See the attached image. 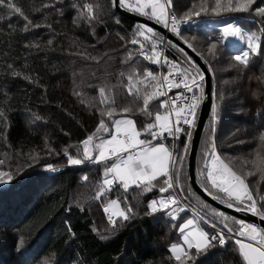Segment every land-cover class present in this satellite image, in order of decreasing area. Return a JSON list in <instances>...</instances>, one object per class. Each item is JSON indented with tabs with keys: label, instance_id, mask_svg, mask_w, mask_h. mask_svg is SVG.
Here are the masks:
<instances>
[{
	"label": "trees",
	"instance_id": "1",
	"mask_svg": "<svg viewBox=\"0 0 264 264\" xmlns=\"http://www.w3.org/2000/svg\"><path fill=\"white\" fill-rule=\"evenodd\" d=\"M6 2L20 7L23 15L0 5V108L7 116L6 125L0 119V173L12 177L0 180V264H180L172 256L170 246L181 242L179 227L192 216L198 217V227L209 236L223 231L231 239L225 246L214 241V247L199 254L191 249L189 254L194 258L186 264H244L236 235L228 233L222 217L212 210L229 217L225 223L233 229L239 225L231 218L244 220L220 211L190 184L191 138L187 143L185 137L175 141L176 166L172 174L175 177L179 171L176 196L187 205L183 212L177 209L176 219L167 211L153 214L148 207L152 199L174 195L171 189L159 191L165 177L152 181L151 191L135 185L125 191L121 184L114 183L111 191L96 199L111 161L97 162L96 153L92 160L83 159L81 142L95 132L101 119L111 126L107 116L101 115L108 105L101 102L100 87L107 85L110 90L106 94L115 100L117 112L112 119L134 120L142 133L140 139L151 140L143 127L154 122V116L137 111L143 106L142 99L128 94V75L134 73L136 79L143 80L144 73L151 71L160 77L159 63L145 58L153 55V45L158 52L163 48V57L182 69L190 67V57L156 30L151 39L140 36L137 29L143 24L116 12L111 0ZM127 2L134 4L136 0ZM199 2L173 0L169 10L178 18L180 35L176 37L191 43V49L200 53L211 77V106L196 151V181L208 195H218L221 199L215 200L226 205L222 202L225 194L213 189L207 180L205 162L210 160V154L205 153L211 139L220 158L235 171L255 172L246 177V182L260 202L264 180L254 165L245 162L256 160L258 153L264 156L260 141L264 134V83L257 79L264 77V16L255 11L222 17L202 14L190 20L195 24L184 22L185 13ZM85 3L95 6L96 19L89 21L86 14H81ZM259 7H264V0H255L252 8ZM24 16L32 25L42 26H29L25 31L28 21ZM203 19H208L212 27L202 26ZM226 22L260 37L262 54L252 57L247 68L233 59L245 50L246 44L221 39L219 27ZM145 35L151 36L146 29ZM133 40L138 42L132 43ZM211 44L217 45L215 55L208 52ZM165 65L163 60L162 66ZM14 72L20 75H13ZM149 84L155 82L137 85L141 96L155 90ZM201 87L204 90L203 81ZM163 98L150 104L153 113L165 111L159 108ZM125 106L132 107V112L122 113L120 109ZM213 107H217L215 121ZM107 138L110 134L102 132L95 142ZM167 144L171 148V142ZM69 155L83 163L69 164ZM113 199L120 202V210L131 208L129 219L118 218L115 227L106 220L104 212V206Z\"/></svg>",
	"mask_w": 264,
	"mask_h": 264
},
{
	"label": "snow or ice",
	"instance_id": "2",
	"mask_svg": "<svg viewBox=\"0 0 264 264\" xmlns=\"http://www.w3.org/2000/svg\"><path fill=\"white\" fill-rule=\"evenodd\" d=\"M113 7H125L132 11L137 12L140 15L155 19L157 23H163L165 27L171 24V31L179 36L178 29V18L175 15H171L169 10L172 7L173 0H136L134 4H129L127 0H111ZM255 0H200L198 5H194L192 9H189L182 17L184 22L190 21L193 17H199L203 15H214L216 17H222L229 13H250L255 11L258 15L264 16V7L256 9L252 8ZM0 5L6 6L8 9L13 10L15 13L23 15L21 8L13 3L6 2V0H0ZM49 7V5H45ZM150 10V11H149ZM82 15H87L89 21L96 19L95 6L91 3H85L83 5ZM24 19L28 21L25 26V31L31 27H41L42 25H32L31 20L27 16ZM119 23V21H117ZM51 27V25H44ZM146 32L151 36L145 35ZM140 36H145V39H151L155 35L154 30L146 28L141 25L137 29ZM221 39H236L246 44L247 50L241 54H237L233 59L238 65L247 68L251 62V58L254 56L261 55V44L260 37L255 32H248L242 26L226 22L221 29ZM138 41L133 40L132 43ZM185 43H188L185 41ZM51 44V41H49ZM188 47L192 48V44L188 43ZM217 45L211 44L208 48L209 54L215 55ZM195 51V49H193ZM153 55L146 56L145 58L150 60L152 63L161 62V53L156 50V46L153 45ZM183 52V49H180ZM200 55V53H197ZM186 55V53H185ZM93 59H95L93 57ZM164 63L169 64L171 71L165 74L162 79L161 77L154 75L151 71L144 73L143 80L135 78V74L128 75V94L133 96L134 99H142L143 106L138 108L141 114L148 117L154 116V122L148 123L143 127V132L151 136V140L140 139L141 131L136 128L135 121L132 119H115L113 120L114 114L117 112L115 107V100L109 97L106 93L110 90L108 86H102L99 88V94L101 102L106 103L108 106L106 110L101 111L102 116H107L111 121V126L101 119L98 123L95 132L88 135L81 143L83 145V159L92 160L93 153H96L95 159L97 162L107 161L115 158V162L111 166L107 167L104 172L105 179L97 192L96 199H99L104 195L105 191H111L112 186L115 183L122 185L125 191L130 186L135 185L136 187L143 186L145 191H151L154 185L152 181L157 180L163 176V186L159 188L161 193L168 192L169 189H173L179 186V171H176L175 177L172 174L171 169L176 166V158L164 144H153V140H159L164 137L165 134L175 137L177 133L184 129L180 127L181 123L194 127L196 122V110L203 100V88L201 82L204 79L203 74L200 72L198 66L192 62L189 58V68L181 69L177 63L169 62L167 57H163ZM178 74L181 79H176ZM13 75H20V73L14 72ZM123 76L124 74L121 73ZM262 83H264V77H258ZM154 81L155 84H149V87H153L155 90L152 92L145 91L141 96V90L137 88V85L144 83L145 81ZM167 88L171 91L173 88L179 89L183 87L188 92H192L194 88H199L200 95L193 94L192 97H183V93L177 94L176 98L168 101H161L159 108L165 111L159 110L153 113L150 110V104L158 99L160 96H166L167 91L161 89ZM256 95V94H254ZM184 99H190L191 103L179 104L178 101ZM223 97H221L222 99ZM257 98H259L257 96ZM122 113H131L132 107L125 106L120 109ZM213 121L217 117V107L212 109ZM175 117V119H173ZM0 119H3L5 125L7 124V116L3 108H0ZM110 134V138L100 139L99 143L95 141L99 139L100 133ZM212 132H215L213 125ZM192 133L188 132V137L191 138ZM261 148L264 149V134L260 136ZM187 146H185V151ZM127 153V155H125ZM67 155V151H65ZM210 154V160L205 162V167L208 168L207 180L210 182L211 187L216 189L218 192L225 194L226 199L222 202L226 203L227 207L232 208L236 206L237 211H250L254 215H259L264 220V196L260 197V202L257 201L253 196L252 190H250L246 177L254 175L255 172L238 173L228 163H225L216 152V145L214 140L209 141L208 150L205 153ZM180 161H183V156L179 157ZM68 162L73 165H79L83 163L82 159L68 156ZM255 166L256 170L261 173V180H264V156L257 154V159L254 161H246ZM3 164V161H0ZM211 164V167H209ZM11 180V175L8 173H0V180L4 177ZM111 177V178H109ZM87 179V177H85ZM213 199H221L218 195H213ZM180 204L177 196L169 194L167 198H161L159 201L152 200L148 207L151 213L157 211H167V214L173 219L177 217L174 213L177 209L183 212V207H178ZM120 202L118 200H111L105 207V212H110L111 209H119ZM170 210V211H169ZM214 215L222 217L221 223L224 224V228H227L228 233H234L236 236L245 238L248 242L242 239H236L235 243L239 246L238 251L242 256L244 264H264V229H258L252 224H247L241 220H234V223L239 225L237 229L229 227L226 220L230 219L225 216L224 213H217L212 210ZM131 212L129 207L126 211L119 210L109 215L110 224L115 227L118 218L124 220L129 219L128 213ZM197 215H199L197 213ZM115 217V218H114ZM204 219L203 216L200 217ZM215 228L216 224H212ZM179 231L182 234L184 244L187 245V249L180 244H172L170 251L176 261L180 264H186V261H191L194 257L189 254L190 250L195 248L196 253L199 254L201 251L214 247L213 242H217L220 246H225L227 241L231 239V236L225 235L223 231L216 233L215 235L209 236V233L204 231L202 228L197 226V221L194 219H188L184 224L179 227ZM102 239L105 237H101Z\"/></svg>",
	"mask_w": 264,
	"mask_h": 264
},
{
	"label": "water",
	"instance_id": "3",
	"mask_svg": "<svg viewBox=\"0 0 264 264\" xmlns=\"http://www.w3.org/2000/svg\"><path fill=\"white\" fill-rule=\"evenodd\" d=\"M119 3V0H117ZM115 11L119 14L132 19L138 23L146 25L147 27L158 31L164 39L173 42L178 47L182 48L183 51L194 61V63L199 67L201 73L204 76L203 83H204V91H203V100L201 101L200 110L197 116L196 125L194 127L192 137H191V144L188 154V173H189V181L192 188L208 203L219 209L220 211H224L229 213L235 217H238L246 222H252L258 228L264 229V220L260 218L259 215H254L249 211H237L234 208H229L226 205L220 203L219 201L213 199L210 195H208L197 183L195 177V158H196V151L198 147V142L200 139V135L202 133L203 127L205 125L206 119L209 114L210 106H211V77L209 70L205 63L201 60L199 55L195 53L191 48H189L185 43L180 41L178 37L168 28L165 27L151 19H148L143 16H139L133 12H130L122 7H114ZM179 29V28H178Z\"/></svg>",
	"mask_w": 264,
	"mask_h": 264
},
{
	"label": "built area",
	"instance_id": "4",
	"mask_svg": "<svg viewBox=\"0 0 264 264\" xmlns=\"http://www.w3.org/2000/svg\"><path fill=\"white\" fill-rule=\"evenodd\" d=\"M187 23H188V22H187ZM189 23H191V24H195L196 21H189ZM177 26H178V28H179V24H178ZM202 26L212 27V25L209 24V20H208V19H203V20H202ZM223 26H224V25H223ZM223 26H220L219 28L222 29ZM168 28H169V29L171 28V24H170V23H169ZM229 40H230V39H229ZM231 41H232V40H231ZM235 41H237V40L235 39ZM245 50H247V47L245 48ZM245 50H244V51H245ZM160 53H161V62L159 63V71H160V77H161V79H162V77H163L165 74H168V73L171 71V69H170V67H169V64H166L164 67L162 66V61H163V48L161 49ZM180 68H181V67H180ZM181 69H182V68H181ZM176 79L179 80V79H181V77H180L178 74H176ZM162 91H167V95H166V96H163V97H164V98H163V101H168L169 104L171 103V100L175 99L176 96H177V94H179V93H183V97H186V98H190V97H192L193 94H195V95H197V96L200 95V90H199V88H194L192 92H188V91H186L185 89H183V87H181V88H179V89L173 88L171 91H168L167 88L165 87L164 89H162ZM177 103H178V105H179V104H187V103H191V100H190V99H184V98H181V100H179ZM200 105H201V103H200ZM200 105H199V107H200ZM199 107H198L197 110H196V118H197V115H198ZM173 119H175V117H173ZM195 123H196V122H195ZM180 127L183 128L184 130L181 131V132H179V133H177L175 137H173V136H169V135L165 134L163 138H161V139H159V140H153L152 143H153V144H155V143H157V142H164V143H166V142H169V141H170L171 144H172V145H171V152H173V155H174L175 141H176L179 137H185V138H186V143H187L188 140L190 139V138L188 137V132L193 133V130H194V127H195V126H194V127H189L188 125H185V124L181 123ZM191 137H192V135H191ZM186 145H187V144H186ZM125 155H127V153H125ZM113 159H114V158H113ZM69 164H70V163H69ZM171 171H172V169H171ZM110 178H111V177H110ZM114 183H115V182H114ZM171 190L174 192V195L176 196V195H177V194H176V187L173 188V189H171ZM167 197H168V196H163V197H159V198L152 199V200H157V201H159L161 198H167ZM177 198L179 199V197H177ZM152 200H151V201H152ZM151 201H150V202H151ZM179 201H180V204H179L178 207H183L184 209H186V208H187V205H186L184 202H182L180 199H179ZM150 202H149V203H150ZM106 206H107V204L104 206V209H105ZM169 211H170V210H169ZM104 212H105V210H104ZM111 214H112L111 211L108 212V213L105 212V216H106V219H107L108 222H109V215H111ZM217 232H221V231H217ZM236 238H237V239L245 240V241L247 242V240H246L245 238H243V237L236 236Z\"/></svg>",
	"mask_w": 264,
	"mask_h": 264
},
{
	"label": "crops",
	"instance_id": "5",
	"mask_svg": "<svg viewBox=\"0 0 264 264\" xmlns=\"http://www.w3.org/2000/svg\"><path fill=\"white\" fill-rule=\"evenodd\" d=\"M125 118H127V117H119V118H117V119H125ZM164 144L169 150H170V148H169V146H168V144H167V142L166 143H164V142H157V143H155V144ZM171 151V150H170ZM96 160V159H95ZM110 161H111V164L113 163V162H115V158L113 159H109ZM111 166V165H110ZM209 167H211V164H209ZM110 178V177H109ZM111 201V200H110ZM109 201V202H110ZM108 202V203H109ZM108 203H107V205H108ZM120 209H116V208H113V209H111L110 211L112 212H116V211H119ZM188 219H194V220H196L197 221V218L195 217V216H192V217H190V218H187L183 223H181V225L182 224H184ZM180 225V226H181ZM198 226V225H197ZM246 242V241H245ZM248 242V241H247ZM178 244H180V245H183L184 247H185V249H187V245H185L184 244V241H183V238L181 237V242L180 243H178ZM171 252V251H170ZM171 254H172V256H173V253L171 252Z\"/></svg>",
	"mask_w": 264,
	"mask_h": 264
},
{
	"label": "rangeland",
	"instance_id": "6",
	"mask_svg": "<svg viewBox=\"0 0 264 264\" xmlns=\"http://www.w3.org/2000/svg\"><path fill=\"white\" fill-rule=\"evenodd\" d=\"M248 32H253V31H248ZM230 40H232L233 42L235 41V39H230ZM236 42H238V43H242V41H239V40H237ZM82 147H83V145H82ZM170 150H171V148H170ZM174 156V155H173ZM120 209V208H119ZM112 213H113V211H112ZM106 217V216H105ZM115 218V217H114ZM197 219H198V217H197ZM107 220V219H106ZM110 223V222H109ZM234 238H236V236H234ZM237 239V238H236Z\"/></svg>",
	"mask_w": 264,
	"mask_h": 264
}]
</instances>
